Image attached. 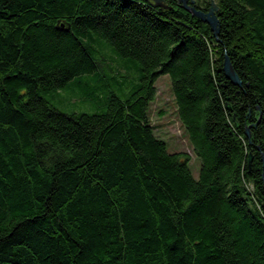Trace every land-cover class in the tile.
<instances>
[{"label":"trees","instance_id":"1","mask_svg":"<svg viewBox=\"0 0 264 264\" xmlns=\"http://www.w3.org/2000/svg\"><path fill=\"white\" fill-rule=\"evenodd\" d=\"M193 1L217 35L176 0H0V264H264V0ZM105 49L133 95L54 108ZM165 75L197 179L150 123Z\"/></svg>","mask_w":264,"mask_h":264},{"label":"rangeland","instance_id":"2","mask_svg":"<svg viewBox=\"0 0 264 264\" xmlns=\"http://www.w3.org/2000/svg\"><path fill=\"white\" fill-rule=\"evenodd\" d=\"M101 54L110 62L102 73V79L97 81V77L87 75L72 79L66 88L59 91L58 97L50 101L54 108L65 114H95L102 111V104L110 93L121 100L133 95L139 80L137 63L129 59H114L110 49L102 50ZM120 72L123 78H119ZM154 86L156 95L148 110L154 135L165 142L169 153L182 152L188 155L190 171L197 179L200 160L193 153L178 121L169 77L166 75L159 77ZM87 92L96 96V105L83 100Z\"/></svg>","mask_w":264,"mask_h":264},{"label":"water","instance_id":"3","mask_svg":"<svg viewBox=\"0 0 264 264\" xmlns=\"http://www.w3.org/2000/svg\"><path fill=\"white\" fill-rule=\"evenodd\" d=\"M140 1L150 2L154 7L160 9H169V7L164 3V0H140ZM176 1L183 10L190 13L194 18L209 25L210 30L211 32H213L214 35L218 34L219 32L218 21H217V17L215 16V11L217 10V8L214 6L213 3H211V7L209 8L208 12H202L196 10V8L194 7L195 2L193 0H176ZM223 71L226 78L233 85L240 86V81L237 75L235 74V72L233 71L228 59H225ZM251 160L252 158L249 155L248 161L251 162Z\"/></svg>","mask_w":264,"mask_h":264},{"label":"flooded vegetation","instance_id":"4","mask_svg":"<svg viewBox=\"0 0 264 264\" xmlns=\"http://www.w3.org/2000/svg\"><path fill=\"white\" fill-rule=\"evenodd\" d=\"M166 1V0H165Z\"/></svg>","mask_w":264,"mask_h":264}]
</instances>
